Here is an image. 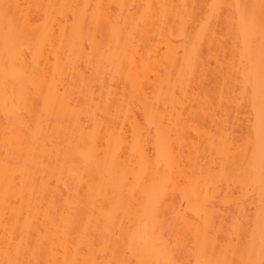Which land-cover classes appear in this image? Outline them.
Instances as JSON below:
<instances>
[{
  "label": "bare ground",
  "instance_id": "bare-ground-1",
  "mask_svg": "<svg viewBox=\"0 0 264 264\" xmlns=\"http://www.w3.org/2000/svg\"><path fill=\"white\" fill-rule=\"evenodd\" d=\"M0 3L18 6L16 47L23 50L20 74L6 82L0 73V261L159 259L169 240L183 255L193 243L195 261L205 242L215 258L227 243L235 247L233 226L241 208L258 212L259 189L242 200L237 165L220 151L247 135V105L234 122L220 106H240L245 77L258 64V10L249 38L243 9L213 15L208 6L259 0ZM4 33L0 18V57ZM204 46L212 57L204 58ZM211 69L224 70L216 97L200 85ZM198 111L210 127L197 122ZM241 118L245 132L235 138ZM172 217L184 231H165Z\"/></svg>",
  "mask_w": 264,
  "mask_h": 264
},
{
  "label": "snow or ice",
  "instance_id": "snow-or-ice-1",
  "mask_svg": "<svg viewBox=\"0 0 264 264\" xmlns=\"http://www.w3.org/2000/svg\"><path fill=\"white\" fill-rule=\"evenodd\" d=\"M18 7L10 3H0V18L5 22V47L0 57V73L5 81L21 72L23 50L16 47L17 33L21 31L15 22L13 8ZM215 14L217 9L235 8L240 11L242 30L246 37L254 38L257 26V10L260 29V49L258 64L254 63L245 77V87L241 93L243 99L238 97L242 105H247L248 133L239 144H221L220 151L225 154L223 158H231L237 165L233 169V175L243 191L242 200H254L258 187L259 208L257 213L241 208L233 226V235L239 239L233 247L232 242L220 248V258L215 254L208 255L207 242L198 252V258L184 259L182 252L171 240L167 242V248L158 251L159 259H122L109 261L108 264H264V0L251 5H224L212 4L208 6ZM189 21L193 20L191 14ZM204 25H201L203 30ZM255 217V227L253 218ZM169 249L171 251H169ZM227 253H231V259ZM180 257V258H177ZM0 264H33L32 261L19 259H5ZM36 264H40L39 261ZM81 264V262H74Z\"/></svg>",
  "mask_w": 264,
  "mask_h": 264
},
{
  "label": "rangeland",
  "instance_id": "rangeland-1",
  "mask_svg": "<svg viewBox=\"0 0 264 264\" xmlns=\"http://www.w3.org/2000/svg\"><path fill=\"white\" fill-rule=\"evenodd\" d=\"M36 13H38V12L35 11V14H36ZM220 23H222V22H220ZM222 24H223V23H222ZM220 25H221V24H220ZM222 26H224V24H223ZM222 26H221V27H222ZM219 27H220V26H219ZM221 27H220V29H222ZM146 44H149V43L146 42ZM204 47H205V46H204ZM227 48H228V47H227ZM227 48H225V49H226V52H227ZM208 49H209L208 46H206V47L204 48V51H205V52L203 51V53H204V58H206L205 56H206L207 54H209L207 51L212 52V51H210V49H209V50H208ZM205 54H206V55H205ZM207 57H208V55H207ZM210 57H212V56H210ZM210 57H208V58H210ZM208 58H206V59H208ZM214 65L216 66V64H213V67H212V66H211V67H212L213 69L217 70L216 67H214ZM82 66H83V64H82ZM82 66H81V67H82ZM83 69H84V68H83ZM213 69H211V70H213ZM218 69H219V68H218ZM215 70H213V71H210V70H209V71H208V72H209V73H208V74H209V77H207L208 75L205 76V79H206V77H207V80H204L206 84H202V83L199 81V82H200V85H202L203 87H204V85H205V86H206L205 89H207L208 91H211V92H209V94H210L209 97L212 96L211 93L213 94V96L216 97V95H214V94L217 92V90H220V91H221V89H222V87H220V88H218L216 91L213 90V89H214V86L216 87V86L219 84V83H218V80L222 78V75H224V70H223V69H220V70H223L222 75L218 74V73L220 72V70H219L218 72L215 71ZM210 72H211V73L213 72V73L211 74ZM216 72H217V73H216ZM220 73H221V72H220ZM219 75H220L221 77H220ZM225 75H226V74H225ZM223 78H224V77H223ZM223 78H222L221 81L219 80V82H222V81L224 80ZM202 80H203V78H202ZM226 81H228V79H226L224 82H226ZM229 82H230V80H229ZM203 83H204V82H203ZM216 83H218V84L216 85ZM221 84H222V83H221ZM223 84H224V83H223ZM226 84H228V82H227ZM200 85H199V86H200ZM228 85H229V84H228ZM231 85H232V84H231ZM212 86H213V87H212ZM219 86H223V85H219ZM200 87H201V86H200ZM228 87H231V86H228ZM228 87H227V88H228ZM233 87H237V86L235 85V86H233ZM233 87H232V88H233ZM210 88H211V90H210ZM223 89H226V88L223 87ZM230 89H231V88H230ZM230 89H229L228 91H230ZM233 89H234V88H233ZM233 89H232V90H233ZM202 90H204V88H202ZM232 90H231V91H232ZM204 91H205V90H204ZM214 91H215V92H214ZM220 91H219V92H220ZM226 91H227V90H226ZM226 91H225V92H226ZM202 92H203V91H202ZM205 92H207V91H205ZM205 92H204V93H205ZM213 92H214V93H213ZM237 92H238V90H237ZM228 93H229V92H228ZM235 93H236V92H235ZM206 94H208V93H206ZM226 94H227V93H226ZM233 94H234V93H233ZM218 96H219V94H218ZM218 96H217V97H218ZM229 96H230V95H229ZM231 96H233V95L231 94ZM209 99H210V98H209ZM211 99H212V98H211ZM211 101H213V100H211ZM216 101H218V99H217ZM213 103L215 104L214 101H213ZM225 103H226V104H225L224 106H225L226 108L223 107V105L220 106V107L223 108L224 110L227 109V112L229 113V116H228V114H227V112H226V110H225V113H226L227 117H225V114H224V116H222V117H225V118H227V119H228V117H229V119L231 118L232 121L229 120L230 122H234V119H235V118H233V117H234L233 115H237V114H238V113H237L238 111L240 112L241 110H245V108H244L245 106L242 105V104H240V106L237 107L238 109H237V108L235 109V107H233V106H235V105H233V106L231 105V107H229V106H230L229 103H227V102H225ZM219 104L221 105V103H219ZM228 105H229V106H228ZM216 106H217V105H216ZM228 107H229V108H228ZM216 109L219 110L220 108L218 107V108H216ZM232 109H233V110H232ZM224 110H223L221 113H223ZM228 110H229V111H228ZM236 111H237V112H236ZM234 112H236L237 114H236V113L234 114ZM244 112H245V111H244ZM230 113H231V116H230ZM200 114H201V113H200ZM200 114H199V111H198L197 115H199L200 117L197 116V117H199V118H197V119H198L197 122H199V121L203 122L204 124L201 123V122H200V123H201L202 125H204L205 128L210 127V124L207 125V124H208L207 122L209 121V119H208V120L206 119V121H205V118H206V117L204 118V116L202 117V115H200ZM239 114H240V113H239ZM245 114H247V113H245ZM242 115H243V113H242ZM242 115H240V117H241ZM29 116H30V115H29ZM238 116H239V115H238ZM32 118H33V117H32ZM28 119H29V118H28ZM30 119H31V118H30ZM30 119H29V121H30ZM199 119H200V120H199ZM241 119H242V121L239 119V120H240L239 123H240L241 125H239L238 122H236V124L233 125L234 130H236V132H233V133H235V138H236V137H240V136L245 132V130L243 129L245 125L242 126V124H244V123H243V119H244V118H241ZM200 123H198V124H200ZM206 123H207V124H206ZM209 123H211V122H209ZM201 124H200V125H201ZM202 125H201V126H202ZM206 125H207L208 127H207ZM240 126H241V127H240ZM232 135H233V134H232ZM243 135H244V134H243ZM237 139H239V138H237ZM202 146L205 147V145H203V144L201 145V147H202ZM201 147H200V154H203V153L207 154V152L205 151V149H207V148L202 147V148L204 149V152L201 153V149H202ZM202 151H203V150H202ZM207 151H208V149H207ZM203 155H204V154H203ZM205 159H206V158H205ZM205 159L202 160L203 162L201 161V162H202L201 165H203V166H205V164H204V162L206 161ZM206 166H207V164H206ZM81 205H83V202H82ZM223 206H224V205H223ZM223 206H222V207H223ZM78 207H79V206H78ZM81 207H82V206H81ZM81 207L78 208V209H79V211H77V214H78V215H77V216H78L77 219H78V220L75 221V223L77 222L78 225H80V223H82L83 218L85 217L84 215L86 214L85 211L87 210V209L84 210V208H83L84 206H83L82 208H81ZM219 207H221V206L219 205ZM223 208H226V207H223ZM78 209H77V210H78ZM230 209L232 210V207H230ZM230 209L228 208V209L226 210V211H227V214H228V212L230 211ZM75 210H76V208H75ZM228 210H229V211H228ZM83 211H84V212H83ZM232 212H233V210H232ZM84 213H85V214H84ZM230 213H231V212H230ZM230 213H229L228 215H230ZM236 214H237V213H235V214H233V215L236 216ZM237 215H238V214H237ZM83 216H84V217H83ZM82 217H83V218H82ZM173 218L176 219L175 217H172V218L169 219L170 222L168 223V221H167V223H166L167 226H166L165 231H166L167 233H170V232L173 233L175 230L177 231V229L179 230V228L182 227V226H181L182 224H181V225L178 224V223H180V222H178V223L175 222V221H174V222H173V221L171 222V220H173ZM80 219H81V220H80ZM228 219H229V218H228ZM233 219H234V218L231 217L229 221L231 222V220H233ZM176 220H177V219H176ZM218 220H219V219H218ZM78 221H79V222L81 221V222L78 223ZM178 221H179V220H178ZM224 222L226 223V221H224ZM227 222H228V221H227ZM230 222H229V223H230ZM176 223H177V224H176ZM225 223H224V224H225ZM229 223H227L228 225H227V224H226V225L229 226V225H230ZM226 225H225V227H226ZM164 227H165V226H164ZM225 227H223V229H225ZM182 228L184 229V227H182ZM182 228H181V231H184ZM226 228H227V227H226ZM223 231L226 232V230H223ZM166 232H165V233H166ZM185 232L187 233V231H185ZM225 232H224V233H225ZM171 233H170V234H171ZM174 233H175V232H174ZM221 233H223V232L221 231ZM221 233H220V234H221ZM220 234H219V235H220ZM166 235H168V234H166ZM223 235H225V234H223ZM221 236H222V235H221ZM190 241H191V240H190ZM97 244H98V242H97ZM121 244H122V243H120V245H121ZM191 244H192V246H193V243H191ZM191 244H190V246L188 245V247H186V248L184 249V251L186 250L188 253L190 252L189 254H188V253L186 254V252H185V254H186L187 256H186L185 254H184V255L182 254L184 259H188V258H190V257H191V259L194 258L192 255H190V254H193V250H192L193 247L191 246ZM191 247H192V249H190ZM190 250H191V251H190ZM184 251H183V253H184ZM188 255H189L190 257H188ZM109 257H110L111 260H113V259L111 258L110 255H109ZM112 257H113V256H112ZM38 261H39V260H38ZM39 262H40V261H39ZM35 264H36V262H35Z\"/></svg>",
  "mask_w": 264,
  "mask_h": 264
}]
</instances>
